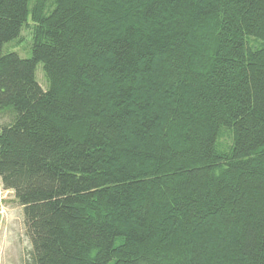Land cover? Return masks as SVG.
Instances as JSON below:
<instances>
[{"label":"trees","instance_id":"obj_1","mask_svg":"<svg viewBox=\"0 0 264 264\" xmlns=\"http://www.w3.org/2000/svg\"><path fill=\"white\" fill-rule=\"evenodd\" d=\"M0 179L30 264H264V0H0Z\"/></svg>","mask_w":264,"mask_h":264},{"label":"rangeland","instance_id":"obj_2","mask_svg":"<svg viewBox=\"0 0 264 264\" xmlns=\"http://www.w3.org/2000/svg\"><path fill=\"white\" fill-rule=\"evenodd\" d=\"M31 42V28H25L18 40L5 46L4 52L13 51L22 58H30ZM259 42L260 44L263 43V41ZM252 44L257 45L259 43L253 42ZM36 78L42 89L46 91L48 82L42 64L37 66ZM7 208V217L3 220L0 228V243L2 247L0 264H30L33 257L32 245L25 226L23 210L16 204L9 205Z\"/></svg>","mask_w":264,"mask_h":264},{"label":"built area","instance_id":"obj_3","mask_svg":"<svg viewBox=\"0 0 264 264\" xmlns=\"http://www.w3.org/2000/svg\"><path fill=\"white\" fill-rule=\"evenodd\" d=\"M14 191L7 189L0 179V228L3 220L7 217L8 206L12 205ZM2 247L0 243V257L2 256Z\"/></svg>","mask_w":264,"mask_h":264}]
</instances>
